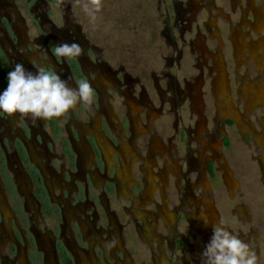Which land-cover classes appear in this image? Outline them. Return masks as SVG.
<instances>
[{
  "label": "flooded vegetation",
  "instance_id": "obj_1",
  "mask_svg": "<svg viewBox=\"0 0 264 264\" xmlns=\"http://www.w3.org/2000/svg\"><path fill=\"white\" fill-rule=\"evenodd\" d=\"M16 2L0 0V61L6 78H0V93L7 88L8 73L14 70L15 64L21 63L31 71L16 35V26L25 22L22 10L40 41L41 49L35 51L50 58L41 62L67 80L70 87L87 80L93 89V104L91 108L83 106L87 122L80 125V131L74 136H62L58 118H52L42 125L44 138L33 136L38 133L23 123L19 129L26 140L16 134L9 136L12 139L0 138L3 171L9 172L7 147L20 165L23 166V162L31 164L27 171L31 177V200L42 209L44 205H40V201L45 199L46 191L40 169L29 159V146L35 144L39 157L46 162L49 158L61 160L59 170L68 180L64 185L77 182L71 191L76 199L72 206L68 205L70 194L67 192V199L56 204L49 200L53 206H46L47 210L43 211L44 219L57 217L60 220L55 240L50 241L51 258L44 249H38L35 238L24 230L25 240L18 221L12 232L9 220H1L0 237L9 235L15 239L9 246L10 257L14 259L19 251L23 257L20 259L28 264H202L201 253L210 242L213 225L221 220L248 243V231L244 232L245 224L235 212L242 204L234 202V187L237 188L235 195L243 201L241 188L235 180L239 175L234 176L227 159L223 158V150L224 142L228 145L235 136L240 137L232 134L230 138L227 133V128L236 125L243 140L245 134L251 136L255 154L264 153V116L257 120L260 127L254 126L257 106L264 104V81L257 77L251 79L247 74L239 85L237 72L241 64L249 66L244 62L245 51L259 70L264 63V39L248 41L239 26L230 30L238 93L237 102H234L228 86L223 44L212 18L210 22L218 42L214 54L204 44L206 37L198 33L195 43H190L184 53L176 52L173 47L167 65L158 72L149 75L140 71L133 75V68L122 63L115 69L107 66L92 48L86 56L94 55L95 58L93 62L86 61L85 68L80 64L86 57L82 53L75 58L56 57L54 48L57 45L75 40L64 28L58 29L50 22L47 0H25L19 6ZM194 2L191 0V5L187 1L192 12L196 9ZM178 3L181 6V2ZM248 6L253 10L254 28H260L263 7L256 8L252 0L248 1ZM183 34L179 35L182 45L185 43ZM53 40H57V45ZM187 52L192 58L190 67L194 60V68L202 73L194 79L189 78V72H180L175 66L188 56ZM209 58L211 65L207 66L205 62ZM221 59L225 74L219 69ZM201 61L206 66L208 78L212 79L211 105L203 93V74L206 73L202 71ZM226 87L228 99L223 95ZM197 102L201 104L199 107ZM188 107L197 118L194 124L187 118ZM211 125L214 129L209 130ZM33 137L28 144L27 139ZM80 148L85 151L81 153L87 155V161L77 154ZM255 154L252 160L258 174L250 180L251 188L252 185L262 186L261 177L264 176V158H256ZM223 160L225 164L221 167L219 163ZM220 193L225 197L221 205ZM14 198V202L19 203L16 196ZM21 210L19 206L17 212ZM65 222L73 223L74 235L70 238L63 235ZM16 238L21 240L22 251ZM113 240L118 241L115 247L110 246ZM46 241H40L41 247L45 248ZM258 251L255 249L259 257ZM5 260L14 264L8 258ZM14 260L21 264L18 257ZM0 264H3L2 259Z\"/></svg>",
  "mask_w": 264,
  "mask_h": 264
},
{
  "label": "rangeland",
  "instance_id": "obj_2",
  "mask_svg": "<svg viewBox=\"0 0 264 264\" xmlns=\"http://www.w3.org/2000/svg\"><path fill=\"white\" fill-rule=\"evenodd\" d=\"M178 1L181 2V6ZM187 1L191 4V0H102V9L97 13V19L94 22L95 27H93V22H91L90 17H88L82 9V4L85 3L86 0H63V3L60 5L57 4V0H47V5L49 6L48 18L50 22H52L56 28H64L72 35L71 38L81 46L84 56L88 54V49L92 48L96 56L101 57L107 66L115 69L119 63H122L125 66L133 68L134 72L131 73L133 75L140 71H144L149 75H152L153 71L158 72L163 65H167V59L172 56L171 49L173 47H176V52L181 50V52L184 53L190 43H195L198 33L206 37V42L204 41V44L206 43L207 50L214 54L218 42L213 31L215 28L210 22L212 18L223 44L222 54L226 61L225 69L228 76L230 95L232 100L237 102V81L234 71L236 65L233 57V49L229 42L230 30L232 27L239 26L248 41L251 39H258L259 37L264 39V19L260 28H254L253 10H250V6H248V1L250 0H238L237 2L235 0H195V12H192V9L187 7ZM196 1L198 3H196ZM24 2L25 0H17L16 4L19 6ZM252 2L256 8L263 7L264 18V0H252ZM184 11L185 14L183 13ZM20 13L23 15L25 22L16 26L18 30L16 35L18 36L20 46L23 47L21 53H23L24 61L29 60L27 63L28 65L30 64V72H32V70L36 72L32 62L36 60H40L41 62L43 59L44 61H49L50 58L44 56L43 53L41 54L35 51L41 49L40 41L35 29L29 27L30 23L26 15H24L22 10ZM189 18L192 19L191 22L190 20L188 21ZM181 34H183L182 36L185 41L183 45L181 44V37L179 38ZM53 42L57 45V40H53ZM71 42L70 40L66 43ZM188 51L190 53V49ZM189 53L188 56L184 57L183 60L179 64H175V66L180 72L184 70L189 72V78L194 79L202 73L197 72L194 68V60L190 67V60H192V58L189 56ZM41 57L43 59H41ZM86 57L81 59L80 64L84 66L83 68L87 66L88 62L86 61L89 60L93 62L95 58L94 55L88 58ZM249 58L248 51H245L244 62L247 61L249 66L247 67L241 64L237 67L239 85L242 83L241 79H244V76L246 77L247 74L251 79L257 77V79L262 78L264 81V63L258 70L253 60H249ZM219 61H221L219 69L225 74L222 59ZM200 64L203 65L202 71L206 73L207 69L205 68L204 62L201 61ZM205 64L207 66L211 65L210 58ZM208 77L207 73L203 74V79H205L203 93L206 94V100L209 102V105H211L213 102L211 94L212 79ZM223 95L228 99L227 87ZM188 106L190 107V104ZM189 107L187 118L189 117L190 124H194L197 118L195 115L191 114ZM256 111V123L254 126L259 128L260 126L257 120L264 116V104L259 107L257 106ZM217 119L219 120V118ZM84 122H87V120L83 105L69 110V112L58 118V124L62 129V136L65 137L70 134L74 136L75 132L78 133L80 131V125L84 124ZM0 123L6 126V128H3V126L0 125L1 139L4 137L10 138L9 136L11 134H16L26 140L23 136V132L19 129L22 123L24 125L28 124L35 133L39 134H33V136H42V138H44L42 134V125L45 123L44 119L23 117L20 114L8 116L0 112ZM208 129L212 130L214 126L211 125ZM227 133L230 138H233V135L235 136L236 134L240 135L238 138L235 136L228 145L227 142H224L225 146L223 150V158L227 159L228 166L234 176L238 174L239 178H241L235 180L237 182V187L241 188L243 201L240 200V197L238 198L237 195H235V190L237 188H233V194L235 196L234 202L242 204L235 212L245 224L244 232L248 231V244L252 249L259 250V259L264 262V176L261 177V181L263 182L262 186L256 185L255 187L252 185L251 188L250 180H253L256 174H258V169H255V164L252 160V155L255 154V149L253 147L254 142L249 134H245L246 139L243 140V136L236 125L227 128ZM35 137L29 140L27 139L28 144H30ZM10 139H12V137ZM80 150L81 151L77 152V154H79L84 161H87V155L85 156L81 153L85 151L83 148H80ZM28 152L29 159H31L33 164L37 165L43 177L42 183L44 184L46 196L43 201H40V205H44V209H42L41 206L39 207L34 199L33 201L31 200L33 198L31 187L29 186V178L31 177L27 175L28 168L31 164L23 162V166L20 165L18 159L10 154L11 151L7 147L8 174L3 171L0 164V222L2 219L3 221L5 219L9 220L12 232L13 227L19 224L20 228L23 230L22 234L25 240H27V237L24 234V230L25 233L28 232L29 235L35 238L39 245L38 249H44L45 254L51 258L50 241L55 240L60 220L57 217L44 219L42 216L43 211L47 210L46 206H53V204L61 203L62 199H67V192L70 194L68 205L72 206L76 199L73 198L71 191L77 185V182L72 181L68 183V186L64 185V181L68 180L66 174L59 170L61 164L60 159L49 158L46 162V160L39 157V152L37 153V146L35 144L32 147L29 146ZM259 154L260 153L255 154V157L261 158L263 156L262 158H264V153H261V155ZM224 164V160L219 163L220 166H224ZM238 182H240L239 186ZM226 186L225 184V187ZM238 194H240V191ZM15 196L19 203L14 202ZM220 196L221 205L224 202L222 197H225L223 193H220ZM49 200L54 203H49ZM19 206L23 209L21 213L17 212ZM20 218L28 219L27 221H19ZM15 221H18V224H16ZM72 224L73 223L65 222L64 226H62L65 229L63 235L67 238L74 235ZM54 229H56L55 232ZM16 239L19 247H22L21 240H19L20 238ZM43 239L47 240L45 242V248L41 247L42 245L40 243ZM14 240L15 239H12L9 235L3 239L0 237V259L3 260V264L9 263L5 260L6 258L14 261L13 263L16 264V260L14 259L18 257L19 263L28 264V261L26 263L25 260L22 261V259H20L22 256L19 251L16 256L14 255V259L10 257L9 253L12 251L9 252V246L14 244ZM68 245L69 248L72 249L73 245L70 241ZM22 250L21 248V251ZM26 252V259L28 260L29 255L27 248Z\"/></svg>",
  "mask_w": 264,
  "mask_h": 264
},
{
  "label": "clouds",
  "instance_id": "obj_3",
  "mask_svg": "<svg viewBox=\"0 0 264 264\" xmlns=\"http://www.w3.org/2000/svg\"><path fill=\"white\" fill-rule=\"evenodd\" d=\"M62 3L63 0H57L58 5ZM82 9L95 27L102 0H86ZM81 53V46L75 42L61 43L54 48V55L58 58H75ZM32 63L35 73L27 71L21 63L15 64L14 70L8 73V86L0 93V112L8 116L20 114L48 120L59 118L80 105L91 108L93 89L87 80L78 81L73 88L46 63L40 60ZM117 244V240L110 242L111 247ZM201 258L202 264H264L255 250L230 231L222 220L213 225V235Z\"/></svg>",
  "mask_w": 264,
  "mask_h": 264
},
{
  "label": "trees",
  "instance_id": "obj_4",
  "mask_svg": "<svg viewBox=\"0 0 264 264\" xmlns=\"http://www.w3.org/2000/svg\"><path fill=\"white\" fill-rule=\"evenodd\" d=\"M3 68H2V65H1V61H0V78H4L3 76ZM6 80V78H4Z\"/></svg>",
  "mask_w": 264,
  "mask_h": 264
},
{
  "label": "bare ground",
  "instance_id": "obj_5",
  "mask_svg": "<svg viewBox=\"0 0 264 264\" xmlns=\"http://www.w3.org/2000/svg\"><path fill=\"white\" fill-rule=\"evenodd\" d=\"M198 100H199V99H198ZM200 105H201V104H200ZM200 105H199V102H197V106L199 107Z\"/></svg>",
  "mask_w": 264,
  "mask_h": 264
}]
</instances>
